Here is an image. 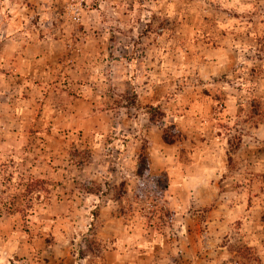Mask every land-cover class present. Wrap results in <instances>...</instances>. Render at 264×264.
Listing matches in <instances>:
<instances>
[{
	"label": "rangeland",
	"instance_id": "374dc122",
	"mask_svg": "<svg viewBox=\"0 0 264 264\" xmlns=\"http://www.w3.org/2000/svg\"><path fill=\"white\" fill-rule=\"evenodd\" d=\"M0 264H264V0H0Z\"/></svg>",
	"mask_w": 264,
	"mask_h": 264
},
{
	"label": "trees",
	"instance_id": "16d2710c",
	"mask_svg": "<svg viewBox=\"0 0 264 264\" xmlns=\"http://www.w3.org/2000/svg\"><path fill=\"white\" fill-rule=\"evenodd\" d=\"M164 141L168 144H172L171 140H169V137H164Z\"/></svg>",
	"mask_w": 264,
	"mask_h": 264
}]
</instances>
